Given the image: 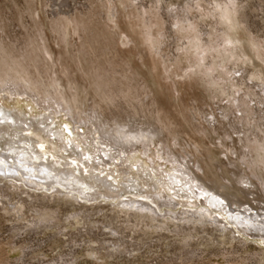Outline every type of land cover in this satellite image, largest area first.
Returning a JSON list of instances; mask_svg holds the SVG:
<instances>
[{"label":"rangeland","instance_id":"374dc122","mask_svg":"<svg viewBox=\"0 0 264 264\" xmlns=\"http://www.w3.org/2000/svg\"><path fill=\"white\" fill-rule=\"evenodd\" d=\"M0 103L156 186L84 198L0 174V238L51 218L14 233L25 260L264 264V0H0ZM172 173L244 222L171 196Z\"/></svg>","mask_w":264,"mask_h":264},{"label":"bare ground","instance_id":"6f19581e","mask_svg":"<svg viewBox=\"0 0 264 264\" xmlns=\"http://www.w3.org/2000/svg\"><path fill=\"white\" fill-rule=\"evenodd\" d=\"M49 118L46 115L29 117L0 103V174L4 176L7 173L9 175V177L0 175L2 180L19 185H21V182L26 181L39 188L60 186L71 189L72 192L74 191L75 194L84 198L99 196L100 192H105L104 194L109 198L120 197L121 199L127 196L128 193L134 196L143 193L147 198H151L149 197L150 193H147V191L156 190V186L153 182L150 186L149 177L144 179V182L148 184H144L142 181L144 185L139 184L138 179L125 170L121 178L113 177L114 173L110 169H100L103 162L99 166L98 162L94 161V157L97 155L94 151L95 148H92L94 145L90 146L88 142L83 143V146L78 145V143L73 142L74 133L71 128L69 129L68 125L54 124L50 126L47 123ZM119 133L124 134L122 132ZM129 136L139 138L141 134ZM118 139L116 140L118 141ZM143 176L145 174H141L139 178ZM182 178L174 173L169 175L165 186L172 193L171 196L178 199H190L193 196L195 198L202 197V202H205L210 209L200 207L199 210H203L204 214H211V209H213L218 213L224 212L229 222L233 223L236 221L238 224L244 222L238 215L231 216L232 214H229L220 197L218 198L216 194L210 193L199 186H197L198 192L193 191L191 189L193 185L189 183V186L184 185ZM177 184L180 187L173 189V185ZM162 193H156L154 197L157 199L164 197L165 195ZM47 218L48 216L39 219L32 218V220L22 226H11V232L9 233L12 234L6 238H0V264H35L32 261L25 260L28 254L26 250H28L29 246L18 243L14 233L29 226L32 229H51L49 221L51 218ZM250 222L249 220L245 223ZM193 256H195V251H190V258ZM58 258L60 259H55L52 262L51 260L36 261V264H67V260L63 259V257ZM225 264L233 263L227 261Z\"/></svg>","mask_w":264,"mask_h":264}]
</instances>
